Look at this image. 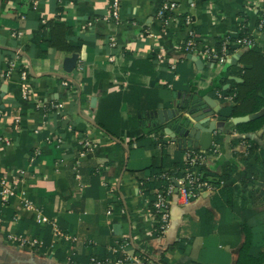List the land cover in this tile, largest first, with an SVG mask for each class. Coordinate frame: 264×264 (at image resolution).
Wrapping results in <instances>:
<instances>
[{
    "label": "crops",
    "instance_id": "1",
    "mask_svg": "<svg viewBox=\"0 0 264 264\" xmlns=\"http://www.w3.org/2000/svg\"><path fill=\"white\" fill-rule=\"evenodd\" d=\"M111 1L0 0V177L16 187L7 202L0 194V264H91L102 255L109 264H264V126L239 134L227 118L234 101L217 96L222 78L241 80L228 66L244 52L218 65L180 49L190 16L199 42L215 45L244 26L264 53V0H168L176 7L163 19L166 0H122L119 19ZM49 20L65 21L82 51L38 48L33 38ZM183 101L215 112L219 153L203 170L222 183L188 203L174 193L160 236L153 190L141 180L202 149L176 130L171 110ZM251 143L259 148L250 151ZM126 254L148 260L119 263Z\"/></svg>",
    "mask_w": 264,
    "mask_h": 264
},
{
    "label": "built area",
    "instance_id": "2",
    "mask_svg": "<svg viewBox=\"0 0 264 264\" xmlns=\"http://www.w3.org/2000/svg\"><path fill=\"white\" fill-rule=\"evenodd\" d=\"M122 0H112L111 1V9L112 14L116 19H119V11L121 7ZM176 7V3L174 1H164L162 6L158 11V16L163 19L167 13V11L172 10ZM185 23L190 26L188 34L186 36L185 41L182 43L180 49L184 53H199L203 54L211 61H215L218 65H223L226 63L227 56L230 53L229 45L233 44L236 46V51H243L246 48H252L256 45L255 36L251 33H246L240 37H237L232 41L231 35H227L223 38L221 49L217 50L213 45L202 41L199 42L197 40V35L194 32L192 25V20L190 16L186 17ZM258 30H264V15L260 18L258 24ZM18 35V34H17ZM152 35V34H151ZM162 54L159 55V58H162ZM12 65H15L14 63ZM79 67H83V60H80ZM174 69V65L171 66ZM21 92L22 97L25 100L30 98V87L28 82V72L26 70H22L21 72ZM63 84L65 86L69 85V80H64ZM236 93L233 94H226L221 90L217 91V96L224 102H233ZM57 106H62V104H58ZM6 141L4 138L0 137V142ZM9 142V141H7ZM83 147L86 151L93 150L94 146L96 145L95 142L91 141L90 139H83L82 140ZM219 153V146L215 144L209 150L203 149H188L185 153V159L183 162L182 170L177 177L171 178L169 175L165 173L161 176L158 175L159 178H166L168 180L167 185L163 190H156V195L153 201L154 207V215L156 217V223H158V230L159 235L164 236L168 231L170 226V211H169V202L170 197L176 193L177 197L185 203H188L197 197H199L204 191L206 190H214L218 189L220 186L211 178L207 177L205 171L202 169L205 162L213 155ZM147 180L149 182H153L155 180L154 177H148ZM142 185L144 184L143 181ZM222 183V182H221ZM0 186H1V197L4 201H8L9 197L16 194V187L11 186L8 183V179L5 177H0ZM23 203L26 207L31 208L32 203L30 200L23 198ZM2 218H0V223L2 222ZM58 233L61 234L60 231ZM11 239L18 241L20 245H37L39 241L34 239L30 240L23 235L21 236H14L10 235ZM117 251V249H116ZM146 259L141 258L140 256H128L127 254L123 256L118 262H140ZM148 260V259H147ZM112 262V261H111ZM110 259H104L93 256L91 258V264H109Z\"/></svg>",
    "mask_w": 264,
    "mask_h": 264
},
{
    "label": "trees",
    "instance_id": "3",
    "mask_svg": "<svg viewBox=\"0 0 264 264\" xmlns=\"http://www.w3.org/2000/svg\"><path fill=\"white\" fill-rule=\"evenodd\" d=\"M72 33V28L65 21H55L49 20L45 22L40 30V32L35 35L33 38L34 43L38 48H40L41 43H46L50 49H56L58 51H66V52H81L84 46V41H72L69 40L68 36ZM249 33L248 29L244 26H241L240 29L235 34H231L232 41L237 37L245 35ZM197 38V37H196ZM222 40L215 45H213L217 50L221 49ZM236 48L235 45H229V51H233ZM243 54L240 59L239 65L229 64L228 71L233 69L231 72H228V75H236L241 78L240 81H236L234 78H229L225 76L222 78L220 85H218V89L223 91L226 94L236 93L234 97V103L229 105V114L227 118L236 117V116H244L251 113L259 112L262 108H264V53L261 50V47L255 45L252 48H246L243 50ZM45 51L40 50L39 54H44ZM230 84L229 86H226ZM264 126V115L245 123H241L235 125V129L239 134H245L252 131H256ZM246 139L244 137H239L237 140ZM247 140V139H246ZM249 141V140H248ZM155 144L158 141L154 142ZM259 148L254 143H251L249 147L250 151H256ZM263 152L264 157V150ZM218 155V154H216ZM183 162L176 163L173 166H161L152 168L150 174L146 176V178L141 181L144 182L142 185L148 194L150 193V205L151 209L154 213L153 201L156 195V191L154 190H163L168 183L166 178H159L158 175L166 174L171 178L179 176ZM264 167V161L262 162ZM204 169V165L203 168ZM148 177H154L155 180L153 182H149L147 180ZM217 184H221L222 180H216ZM8 212V208L4 211ZM3 213V212H2ZM156 234L159 235L158 223H156ZM145 259H148V255L141 254ZM110 256V255H106ZM101 258H105L102 255ZM163 261H158L156 264H163ZM72 264V262H71ZM89 264V263H87Z\"/></svg>",
    "mask_w": 264,
    "mask_h": 264
},
{
    "label": "water",
    "instance_id": "4",
    "mask_svg": "<svg viewBox=\"0 0 264 264\" xmlns=\"http://www.w3.org/2000/svg\"><path fill=\"white\" fill-rule=\"evenodd\" d=\"M196 104L195 101H183L178 105V108L171 110V116L180 136L184 139L199 140L200 147L203 150H209L214 141V132L217 129L218 122L212 119L215 112L201 110ZM263 113L264 110L262 109L256 113L236 116L230 122V127L252 121ZM262 131H259L258 134H261ZM245 137H250V135L247 134Z\"/></svg>",
    "mask_w": 264,
    "mask_h": 264
}]
</instances>
